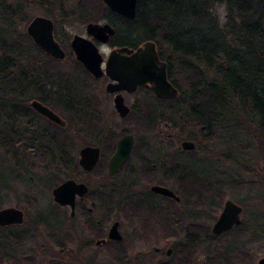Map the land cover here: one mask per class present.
<instances>
[{
  "label": "flooded vegetation",
  "instance_id": "flooded-vegetation-1",
  "mask_svg": "<svg viewBox=\"0 0 264 264\" xmlns=\"http://www.w3.org/2000/svg\"><path fill=\"white\" fill-rule=\"evenodd\" d=\"M203 1L234 6L238 0ZM191 2L135 0L134 16L128 18L104 0H0V10L8 8L7 16H0L9 21L12 36L11 58L0 62V122L6 125V130L0 129V150L7 149L18 167H39L51 175L48 186L40 182L50 193V204L38 200L30 204L31 212L17 203L0 204V210L23 213V222L0 225V264L197 263V245L206 237L198 240L190 229L206 225L191 220V206L204 204L197 197L208 181L203 168L208 136L202 119L183 118L182 109L194 100L177 85L186 77L184 69L201 67L191 55L198 48L192 45V34L206 32L180 28ZM48 31L62 57L48 54L33 40L32 33L44 37ZM74 38L86 40L85 51L82 46L78 50L86 52L93 64L100 59L97 72L77 59ZM148 41L154 46L156 69L164 71L177 90L175 97L157 96L152 85L139 78L134 63L144 58L140 50ZM222 61L220 54L221 65ZM7 68L12 72L6 73ZM14 70L19 76H8L15 75ZM33 102L63 124L39 113ZM183 141H191L194 148L183 149ZM86 147L98 150L88 170L80 164ZM119 153L124 160L111 171V161ZM7 178L22 180L19 172L3 175L0 168V188H8ZM184 178L189 182L181 185L178 181ZM67 180L83 184L86 191L72 194V205H61L53 199V189ZM155 186L171 190L179 199L183 194L185 205L167 206L166 198L180 200L152 190ZM114 224L122 236L119 241L109 235ZM180 228L189 232L188 241L177 234ZM176 236L181 241H168ZM130 241H139L145 250L129 255ZM47 242L48 248L55 246L61 253L47 255L36 248ZM26 243H30L26 252H15V245ZM168 244L172 249L164 250ZM66 246L71 249L65 251ZM198 256V264H239L232 254Z\"/></svg>",
  "mask_w": 264,
  "mask_h": 264
},
{
  "label": "rangeland",
  "instance_id": "rangeland-1",
  "mask_svg": "<svg viewBox=\"0 0 264 264\" xmlns=\"http://www.w3.org/2000/svg\"><path fill=\"white\" fill-rule=\"evenodd\" d=\"M191 1V5L187 4L189 6L186 8L189 11L186 14L185 20L181 22L180 28L192 29L198 26L207 29L211 25L217 29L213 33L216 36L220 35L218 38L221 42H223L221 35L224 32H218V30L223 31L228 23V26L232 28L234 23L238 24L241 21L246 22L249 20L251 22L253 15L246 8V4L253 6L256 2V0H238L234 4L235 9H232L231 5L219 2L216 5H212L205 3L203 0ZM240 3H244V8H237ZM193 4H196V7L203 13H200L198 16L194 14L192 10ZM181 10L184 11L185 7H181ZM2 24L3 22L0 21V28L4 27V24ZM231 28L228 27L229 30ZM231 30L230 32L225 30L228 34L226 40L234 43L230 39L236 34L233 33L234 30ZM229 57L233 58V55L228 54L226 59ZM247 58L245 67H249L251 71L246 74L245 80L251 83L253 87L257 86L259 88L260 81L264 79V60L260 59V63L257 65H249V54ZM254 58L259 62L257 56H254ZM257 67L260 68L258 77L262 78V80H257L259 85H255ZM203 69L206 73V78L212 80L214 78L213 71L207 68ZM235 98L234 102H231L227 106L223 105L216 114V116L220 117V123L217 124L218 127L215 130L216 136L207 141V152L204 155L206 163L203 168L206 170V177L211 182H209L210 185L212 184L215 187L217 195H219L218 197H223L222 205L226 199H230L242 207L241 219L244 229L242 230L241 237H239V241H234L235 247L233 248L232 246V250L235 252V249H237L244 253L242 255L244 259L241 264H257V261L264 257V130L259 125V118L255 111L250 109L247 99L244 96H236ZM197 134L202 137L201 131L197 132ZM7 155L6 151L0 150V168H2L3 175L15 176L19 172L22 180L13 181L9 178L6 179V182L8 181V188H0V204L17 203L24 210L26 209L27 212L32 211L30 204L38 200H42L41 205L50 204V193L46 190L43 191L40 182L44 180L48 186L51 175L40 171L39 167H18ZM41 195L43 198H40ZM218 197L215 196V203L204 200L202 206H191V210L194 212L191 220L200 222L203 225L205 224L211 230L215 219L212 220L210 218L212 216L217 217L222 207L216 205L220 201ZM29 215L31 216L32 214ZM51 226L53 225L51 224ZM47 229H45V232H48ZM128 231L130 230L128 229ZM176 237L175 239H168V241H181L179 237ZM38 239V241H41L43 238L41 236ZM201 240L203 243L197 245L196 264L199 263V254L201 256L202 254H212L214 247L226 242L224 239H217L213 234H211V237ZM130 242H132V251L128 253L129 255L145 250L141 249L139 243H137L139 241ZM145 244L142 245L146 247L148 243ZM29 245L30 243H26L24 246L15 245L14 250L16 253H24L28 250ZM49 246L50 243L47 242L37 245L36 248L41 247L47 255L52 253L54 256L61 253L55 250V246L53 249L48 248ZM172 246L168 244L163 246V248L164 250L168 247L172 249ZM66 247L67 250L65 251L71 249L69 246ZM110 264L116 263L110 262Z\"/></svg>",
  "mask_w": 264,
  "mask_h": 264
},
{
  "label": "trees",
  "instance_id": "trees-1",
  "mask_svg": "<svg viewBox=\"0 0 264 264\" xmlns=\"http://www.w3.org/2000/svg\"><path fill=\"white\" fill-rule=\"evenodd\" d=\"M246 5V8L252 12L253 20L251 22L249 20L246 22L241 21L238 24L234 23L232 28L228 26V23L223 31L218 30V32H224L221 35V40L223 39V42H221L218 38V36L220 35H214L213 32L217 31V29H215L211 25L207 27V29L200 28L198 26L192 28V30L195 31L202 30L206 32L205 34H192V40L194 41L192 42V45L193 47L196 46L198 48H194V51L191 52V55L196 58L198 65H201V67L195 68L194 66V68L184 69L182 73L186 74V77H184L181 82L179 79L177 85L181 88L183 93H191L194 100L189 108L182 109V112L186 110V112L182 113L183 118L196 117L198 119H202L203 124L206 127L208 136L207 141L216 136L215 130L218 127L217 124L220 123V117L216 116L217 112L223 105L227 106L231 102H234L236 96H244L247 99L250 109L255 111L256 115L259 118V125L264 130V79L262 80L261 77H258V71L260 70V68L257 67L255 73V85H259L257 83V80L261 79L263 81H260L259 88L257 86L253 87L251 83H248L245 80L246 74L251 71L249 67H245L247 62L246 60L248 59V54V61L250 62L249 65H257L260 63V59L264 60V0H256L255 5L253 6L248 4ZM233 8L235 9V5L232 6V9ZM237 8H244V3H240ZM7 9V7L3 6L2 10H0L1 15L7 16V14L9 13ZM192 10L193 13L197 16L200 13H203L196 7V4L192 5ZM0 17H2L0 18V21H2L4 24V27L0 28V62H6L10 60L12 54L9 47L12 41V36L9 32V21H7L6 17ZM147 21L148 20L146 19L145 22ZM228 27L232 29H230L231 31H235H233V33L236 35L231 37V39L229 38L230 41L234 43H230L226 40L228 34L225 30H228L230 32ZM195 40L197 41L195 42ZM220 54L223 57L222 65L219 62ZM228 54H232L234 59L231 57L226 59V56ZM254 56L258 57L259 62L254 58ZM204 67L213 71L214 78H212V80L206 78V73L203 69ZM5 71L6 73H8L9 71L12 72V70L8 68ZM13 72H15V75L9 74L8 76H19L18 70H14ZM188 78L190 79V82H187ZM0 124L2 125L0 126V129L3 127V129L6 130V125H3L1 122ZM5 151L8 154L7 156H9V151L7 149H5ZM184 179V181L178 182L181 185H185V181L189 182L188 178ZM191 182L193 183L194 180H192ZM209 182L210 181L208 180L207 185L202 190V194H199L197 197L200 203H203L204 200L215 203V196H219L217 195L215 187H213L212 184L210 185L211 182ZM218 198L220 201L216 203V205L218 207H221L223 197L220 196ZM179 200L180 201L177 203L171 199L166 198L164 199V202L167 206L173 205L176 208L179 206H184L186 200L183 194H180ZM215 218V216H212L210 219L214 220ZM243 227L244 225L241 223L240 225L234 226L231 230L223 233L222 235H220V237L215 236L217 239H224L226 242L212 249L214 255L221 256L222 254H232L239 258V264H241L244 259L242 257L244 253L241 250L238 251L237 249H235V252L237 253L236 254L231 247H235L234 241H239V237H241L243 232L242 230L244 229ZM190 230L191 232L195 231L197 233L195 238H198V240L200 237H211L212 234L208 226H206L205 229L193 227ZM188 233L189 232L184 228H180V230L177 231L178 235L182 234L186 237L185 241H188ZM191 239L193 240L194 238ZM214 262L216 261H210V263Z\"/></svg>",
  "mask_w": 264,
  "mask_h": 264
},
{
  "label": "water",
  "instance_id": "water-1",
  "mask_svg": "<svg viewBox=\"0 0 264 264\" xmlns=\"http://www.w3.org/2000/svg\"><path fill=\"white\" fill-rule=\"evenodd\" d=\"M106 5L110 6L114 12H118L120 14H123L124 16L128 18H132L135 13V0H104ZM35 23V22H34ZM110 32H112V29H110ZM30 31V29H29ZM33 40L43 48L48 54H51L56 57H62L63 53L59 46L56 44V42L52 38V34L50 31L47 32V34L43 36L35 35L34 33L31 34ZM86 41L83 38H74L72 45L74 49H76L77 56L83 64L91 72H97L98 71V64L100 59L98 60L97 64H93V61L89 58L84 48V42ZM80 46H82L80 51ZM153 43L148 41L144 43V50H140V54L143 53L142 56H144L143 59H139L137 62L134 63L135 67L138 68V75L143 83L149 82V84L152 85L153 92L159 96V97H175L177 94V90L170 85L168 80L166 79L164 71H158L156 69V55L155 50H153ZM151 48V49H150ZM89 50V48H87ZM92 62V63H91ZM120 69H123L121 65H119ZM122 71V70H121ZM123 79H126V76L120 75ZM34 108L41 114L45 115L49 119L59 123L60 119L53 114L50 110L46 109V107L42 106L39 103L33 102ZM183 149H193L194 144L191 141H183L181 144ZM98 150L94 148H83L81 150V160L80 164L83 166L84 169H91L93 164L96 162L98 157ZM124 160L122 158L121 154H117L111 161V171L114 170L119 164H121ZM81 190L82 192L86 191V187L83 184H75L73 180H67L61 185L55 187L53 189V199L56 202H59L62 204H70L72 205V199L75 192ZM152 190L164 194L168 197L174 198L176 201H179V197L176 196L171 190H168L167 188L161 187V186H155L152 188ZM221 211L219 213V216L216 218L215 222L213 223L211 227V232L215 236L222 235L223 233L231 230L234 226L240 225L242 222L241 219V213H242V207L240 205L236 204L230 199H226L223 203V206L221 207ZM23 213L15 208H6L0 210V225L5 224H11V223H21L23 222ZM110 238L116 240H121L122 236L119 234V231L117 230V224H114L111 227L110 230ZM257 264H264V257L260 258L257 261Z\"/></svg>",
  "mask_w": 264,
  "mask_h": 264
}]
</instances>
